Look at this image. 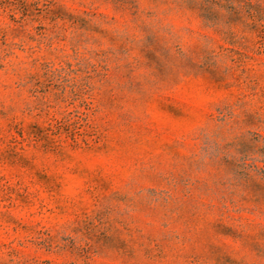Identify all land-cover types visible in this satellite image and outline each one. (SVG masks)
<instances>
[{
	"label": "rangeland",
	"instance_id": "374dc122",
	"mask_svg": "<svg viewBox=\"0 0 264 264\" xmlns=\"http://www.w3.org/2000/svg\"><path fill=\"white\" fill-rule=\"evenodd\" d=\"M0 264H264V0H0Z\"/></svg>",
	"mask_w": 264,
	"mask_h": 264
}]
</instances>
